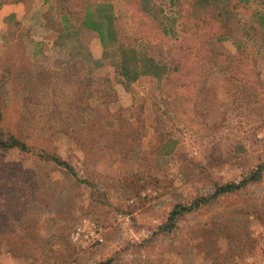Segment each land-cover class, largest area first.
I'll return each instance as SVG.
<instances>
[{"label": "rangeland", "instance_id": "374dc122", "mask_svg": "<svg viewBox=\"0 0 264 264\" xmlns=\"http://www.w3.org/2000/svg\"><path fill=\"white\" fill-rule=\"evenodd\" d=\"M11 1L0 138L26 147L0 146V264H264V0Z\"/></svg>", "mask_w": 264, "mask_h": 264}, {"label": "trees", "instance_id": "16d2710c", "mask_svg": "<svg viewBox=\"0 0 264 264\" xmlns=\"http://www.w3.org/2000/svg\"><path fill=\"white\" fill-rule=\"evenodd\" d=\"M83 24L97 31L100 43L104 50L119 45V36L115 26V14L112 10L111 3L100 2L86 5L84 9ZM18 144L21 148L26 147L25 143L17 139L14 135H9L6 139L0 138V146L7 147ZM54 159L59 163H63L57 156H55ZM256 172L257 171L251 173V176L255 175ZM248 180L249 178L245 177L238 182L230 181L218 185L213 192V195L219 196L225 193L233 192L239 189ZM199 200L206 201V198L202 197ZM198 202L199 201H195L194 204ZM190 208L191 207L176 205L170 212L167 221L164 225H162V227H169L168 224L174 221L176 215L183 211H187Z\"/></svg>", "mask_w": 264, "mask_h": 264}, {"label": "crops", "instance_id": "0c3cea01", "mask_svg": "<svg viewBox=\"0 0 264 264\" xmlns=\"http://www.w3.org/2000/svg\"><path fill=\"white\" fill-rule=\"evenodd\" d=\"M0 11L5 12L4 15L8 14L7 16H13L12 14L15 13L17 18L22 19L27 14V6H26V3L22 2V1H18V2L17 1H11L10 3L3 4ZM20 19H18V20H20Z\"/></svg>", "mask_w": 264, "mask_h": 264}, {"label": "built area", "instance_id": "2783aa9c", "mask_svg": "<svg viewBox=\"0 0 264 264\" xmlns=\"http://www.w3.org/2000/svg\"><path fill=\"white\" fill-rule=\"evenodd\" d=\"M91 227V226H90ZM92 229L90 230V231H87V233H84L85 234V236L89 233V234H97L98 235V231H97V226H95V225H93V227H91ZM83 234V235H84ZM83 235H81V231H75L74 233H73V237H74V239H78L80 236H83Z\"/></svg>", "mask_w": 264, "mask_h": 264}]
</instances>
